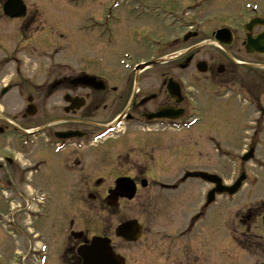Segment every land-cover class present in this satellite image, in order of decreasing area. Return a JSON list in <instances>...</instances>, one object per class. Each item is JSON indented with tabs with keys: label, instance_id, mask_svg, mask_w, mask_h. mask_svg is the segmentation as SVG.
Masks as SVG:
<instances>
[{
	"label": "flooded vegetation",
	"instance_id": "1",
	"mask_svg": "<svg viewBox=\"0 0 264 264\" xmlns=\"http://www.w3.org/2000/svg\"><path fill=\"white\" fill-rule=\"evenodd\" d=\"M145 1L108 0L95 19L107 16L106 25L88 37L110 51L130 19L160 21L155 30L173 33L122 37L132 48L120 56L131 63L116 80L81 71L79 56L70 64L62 37H0V215L7 234L29 262L37 261L36 245L45 246L46 264H83L81 251L98 237L125 264H231L221 257L228 244L239 256L234 264H246L243 254L253 256L248 264H264L256 233L264 229V204L236 212L227 244L230 199L222 193L206 204L215 187L203 177L234 184L242 155L257 152L264 137V0L164 8ZM219 30L225 34L217 40ZM210 112L230 127L223 139L205 130ZM211 153L234 163L229 183L210 171ZM119 181L133 188L131 200L114 198ZM115 218L116 226L135 220L139 238H117ZM45 222L43 234L30 233Z\"/></svg>",
	"mask_w": 264,
	"mask_h": 264
},
{
	"label": "rangeland",
	"instance_id": "2",
	"mask_svg": "<svg viewBox=\"0 0 264 264\" xmlns=\"http://www.w3.org/2000/svg\"><path fill=\"white\" fill-rule=\"evenodd\" d=\"M3 1L4 0H0V37H62V39L65 40L67 56L72 60L68 61L70 64L74 65L73 62L75 56H79L77 57L79 61H77L76 64L78 65V69L95 74L102 73V76L109 79L116 80L118 79V76L122 77L125 72L122 65H128L131 63L127 58L120 56L124 50L132 48L131 44L122 37H132L135 32H140L141 30H145L146 33L150 31L158 37L170 38L173 35L172 32H164L163 27L161 30H155L157 27H160L161 24L164 25L160 21H146L147 23L140 25L131 22L130 19L127 20L124 25H120L121 28L120 30H117L116 34L119 38L117 39L116 37L115 44L108 48L110 51H102L100 48L102 45L100 44L101 46H98L99 50H97V47L92 45V39L88 37H95L92 30V23L95 20L93 16L100 17L102 7L103 5H106L108 0H24L28 8V14L25 19L19 21L8 20L2 17L1 4ZM150 1L153 2V4H150L147 0L145 2L149 6H154V4H156L161 8H164L165 6L171 7L173 3H175V5L178 3L179 5L180 1L182 6H185L186 4V0ZM95 34L97 36L98 33ZM144 59L146 58H143L142 60ZM241 60L245 61L244 59ZM134 61L139 62L141 59L139 56H134ZM213 112H210V114L208 113V119L204 122L206 123L205 130L210 135L213 134L214 136L223 139L224 135H228V132L226 131H228L230 127L227 125L223 126L221 120L219 118L216 119V115ZM236 138L237 137H232L231 141ZM213 154L214 153L210 154V171L220 173L225 177L227 180L226 182L229 183L233 177L232 172L234 168L232 167L234 166V163L230 164L229 162H223L222 164V161L219 163L218 161H215ZM236 165H238V163ZM242 169L243 172L249 176L250 181L244 186L240 195L230 204L227 203L226 205L225 214L227 230L229 229L231 225L230 222L234 218L236 212L241 211L242 214H245V209L256 203H258V205L264 204V137L259 138V147L254 160L243 164ZM54 204L57 208L61 207L60 200L54 202ZM136 206V204H131L127 208L131 210L133 209L134 214H137L139 209ZM51 220L56 224V227L59 224L61 225L59 217L52 216ZM119 220V218L113 219L115 226ZM257 225L259 224L256 223L255 226ZM40 228L41 229H38L36 227L35 231L43 234V230H46V222L43 223ZM229 232L230 231H226L225 234L227 244L231 241V233ZM0 233V264H14L12 254L20 251L18 245L15 243L12 236L5 234L1 226ZM256 233L257 235H260L264 241V229H258ZM233 248L234 247L228 244L227 250L221 255L223 258L227 257L231 259L229 262L227 260V262L231 264H234L235 258L239 257L236 249ZM211 254L212 257L215 256L213 252ZM254 256H256V254ZM241 257L246 260V264L250 263L249 261L253 258V256L250 257L245 254ZM237 262L238 264H241L240 262L242 261L238 259Z\"/></svg>",
	"mask_w": 264,
	"mask_h": 264
},
{
	"label": "water",
	"instance_id": "3",
	"mask_svg": "<svg viewBox=\"0 0 264 264\" xmlns=\"http://www.w3.org/2000/svg\"><path fill=\"white\" fill-rule=\"evenodd\" d=\"M24 9L25 7L20 0H9L3 6V13L6 17H9L11 19L22 18L25 14ZM218 37L219 36L217 35V38ZM246 158L247 157H245L244 159ZM240 181H238V184L231 192H234L237 189ZM122 187H128V185H123L121 182H117V186L115 187L116 189L114 192L115 198H132L133 191L128 193L127 191H123ZM139 234L140 230L139 227H137L136 222H127L126 224H122L116 229V235L118 237L124 238L127 241L136 240V237ZM81 256L84 260L83 264H123V260L119 256H116L109 249L108 241L102 239H93L91 246L81 251Z\"/></svg>",
	"mask_w": 264,
	"mask_h": 264
}]
</instances>
